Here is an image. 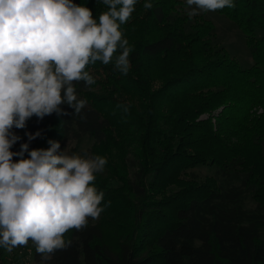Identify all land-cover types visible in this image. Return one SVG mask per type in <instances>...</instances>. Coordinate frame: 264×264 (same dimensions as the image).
<instances>
[{
  "label": "trees",
  "instance_id": "trees-1",
  "mask_svg": "<svg viewBox=\"0 0 264 264\" xmlns=\"http://www.w3.org/2000/svg\"><path fill=\"white\" fill-rule=\"evenodd\" d=\"M73 2L97 20L107 10L102 0ZM233 3L216 11L245 35L250 68L219 46L204 14L189 18L186 0H138L121 25L133 48L128 73L114 66L118 50L112 63L87 66L93 85L76 84L78 99L87 101L79 114L65 102L59 108L67 114L29 119L14 152L23 143L46 149L49 140L72 142L70 155L85 158L139 148L130 177L123 158L107 159L96 174L103 214L69 230L70 245L50 259L35 251L32 264H264V0ZM204 114L210 118L200 120ZM0 264H8L3 248Z\"/></svg>",
  "mask_w": 264,
  "mask_h": 264
},
{
  "label": "clouds",
  "instance_id": "clouds-1",
  "mask_svg": "<svg viewBox=\"0 0 264 264\" xmlns=\"http://www.w3.org/2000/svg\"><path fill=\"white\" fill-rule=\"evenodd\" d=\"M137 2L102 0L107 10L97 20L73 0H0V248L7 252L31 241L48 260L70 245L64 239L69 230H82L105 210L104 193L95 186L105 157L57 154L60 144L53 140L47 149L29 150L23 143L14 152L21 137L12 129H24L33 116L67 114L59 108L65 102L79 114L87 101L78 99L76 84L93 85L87 66L112 63L118 50L114 66L128 73L133 48L121 25L131 19ZM186 4L189 18L234 7L233 0ZM27 135L31 141L40 132Z\"/></svg>",
  "mask_w": 264,
  "mask_h": 264
},
{
  "label": "rangeland",
  "instance_id": "rangeland-1",
  "mask_svg": "<svg viewBox=\"0 0 264 264\" xmlns=\"http://www.w3.org/2000/svg\"><path fill=\"white\" fill-rule=\"evenodd\" d=\"M188 10H190L189 7H188ZM200 14H204L206 19L214 23L216 27L217 43H219V46L224 47L231 57L237 59L243 69H247L253 66L252 55L247 46L245 35L232 20L227 18L225 15L220 14L218 11H201ZM155 82H156V85L154 86V88H160L162 83L159 80ZM220 110L215 112L214 115L217 116ZM261 112L262 110H260V113ZM208 118H210V116L208 114H204L200 120H206ZM213 121L215 122V120ZM28 122L29 120L26 122V127L28 125ZM25 128L24 129L13 128L12 131L16 135H20L24 132ZM58 142L60 144V149H58L57 154H61L67 151L68 154L70 155L71 151L74 150L75 148L72 142H65V143L60 142V141ZM91 145L92 144L89 142L85 143L81 145V147L78 150L81 153L83 150H87L88 148H90ZM50 146L51 145L48 143L47 148H49ZM136 150H139V148L137 146L136 147L132 146L130 148L128 147L122 153L121 156L111 157L105 153L104 155H102V157H105L106 159L111 158L115 162H118L117 161L118 158H121V159L123 158L126 162V169L124 173L126 174L127 177H130L136 168L135 166L137 165V161L135 160V156L133 153ZM195 172L206 176V175L213 174L214 169L196 168ZM115 186H120V185L115 184ZM163 198H164V195L162 194L158 195L157 201H161ZM252 199L254 198H251V196L249 198H246L247 208H253L255 206L256 202L254 203ZM114 202L119 203L123 209L129 206L128 202H126L124 199L122 200L118 199V200H115ZM164 209L161 215H164ZM159 215H160L159 213H154V215L152 216L153 218L152 224L158 221L157 218ZM130 220H131V215H130L129 221ZM263 237H264V234H263ZM3 250H4V257L7 260L8 264H32L33 255L36 251V248H35V245L31 241H29L27 246L17 247L13 249L11 253L7 252L4 248Z\"/></svg>",
  "mask_w": 264,
  "mask_h": 264
}]
</instances>
